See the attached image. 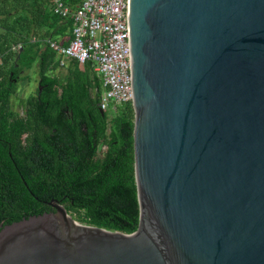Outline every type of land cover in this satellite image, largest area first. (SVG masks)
<instances>
[{
	"label": "water",
	"instance_id": "water-1",
	"mask_svg": "<svg viewBox=\"0 0 264 264\" xmlns=\"http://www.w3.org/2000/svg\"><path fill=\"white\" fill-rule=\"evenodd\" d=\"M127 29L136 230L52 199L0 264H264V0H128Z\"/></svg>",
	"mask_w": 264,
	"mask_h": 264
},
{
	"label": "trees",
	"instance_id": "trees-1",
	"mask_svg": "<svg viewBox=\"0 0 264 264\" xmlns=\"http://www.w3.org/2000/svg\"><path fill=\"white\" fill-rule=\"evenodd\" d=\"M62 1L72 10L81 4ZM72 24L54 13L53 0H0V227L51 211L56 199L80 223L132 232L131 103L102 114V82L89 63L70 59L57 71L47 40L60 42ZM35 64L41 90L18 97Z\"/></svg>",
	"mask_w": 264,
	"mask_h": 264
},
{
	"label": "built area",
	"instance_id": "built-area-1",
	"mask_svg": "<svg viewBox=\"0 0 264 264\" xmlns=\"http://www.w3.org/2000/svg\"><path fill=\"white\" fill-rule=\"evenodd\" d=\"M127 7L128 0H81L72 10L62 0H53L54 13L73 24L67 43L47 42L60 65L67 59L90 64L102 82L103 111L132 100Z\"/></svg>",
	"mask_w": 264,
	"mask_h": 264
},
{
	"label": "rangeland",
	"instance_id": "rangeland-1",
	"mask_svg": "<svg viewBox=\"0 0 264 264\" xmlns=\"http://www.w3.org/2000/svg\"><path fill=\"white\" fill-rule=\"evenodd\" d=\"M66 68L59 69L60 72H65ZM28 76L27 79L20 81L18 84V97H26L30 93H33L37 87V80H38V73H37V65L35 64L32 68H30L28 71L25 72ZM13 104L15 108L17 107V101L13 99ZM122 105V104H119ZM108 111L110 112V108H108Z\"/></svg>",
	"mask_w": 264,
	"mask_h": 264
},
{
	"label": "crops",
	"instance_id": "crops-1",
	"mask_svg": "<svg viewBox=\"0 0 264 264\" xmlns=\"http://www.w3.org/2000/svg\"><path fill=\"white\" fill-rule=\"evenodd\" d=\"M70 35H71L70 32H68L67 35L63 36V37L60 39V40H61L60 42H61V43H63V42L67 43L68 40H69V38H70ZM68 63H69V59H67V60L64 62V64L61 65V67L57 69V71H59V69H61V68H65V67H67ZM65 71H66V69H65ZM92 71H93V70H92ZM93 72H94V71H93ZM102 91H103V87H102ZM102 91H101V93H102Z\"/></svg>",
	"mask_w": 264,
	"mask_h": 264
},
{
	"label": "flooded vegetation",
	"instance_id": "flooded-vegetation-1",
	"mask_svg": "<svg viewBox=\"0 0 264 264\" xmlns=\"http://www.w3.org/2000/svg\"><path fill=\"white\" fill-rule=\"evenodd\" d=\"M39 80V79H38ZM37 80V89H40L41 90V86H40V84H39V81Z\"/></svg>",
	"mask_w": 264,
	"mask_h": 264
}]
</instances>
